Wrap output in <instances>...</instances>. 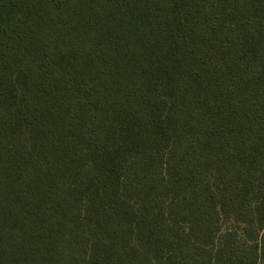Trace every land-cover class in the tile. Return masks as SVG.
<instances>
[{
  "label": "trees",
  "instance_id": "1",
  "mask_svg": "<svg viewBox=\"0 0 264 264\" xmlns=\"http://www.w3.org/2000/svg\"><path fill=\"white\" fill-rule=\"evenodd\" d=\"M0 264H264V0H0Z\"/></svg>",
  "mask_w": 264,
  "mask_h": 264
}]
</instances>
